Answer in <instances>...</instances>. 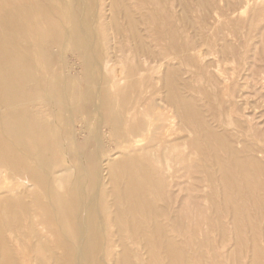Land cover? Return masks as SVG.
Wrapping results in <instances>:
<instances>
[{"label": "rangeland", "instance_id": "1", "mask_svg": "<svg viewBox=\"0 0 264 264\" xmlns=\"http://www.w3.org/2000/svg\"><path fill=\"white\" fill-rule=\"evenodd\" d=\"M57 1L61 5L63 0H53L54 3ZM134 1L137 6H142V12L146 11L144 17L151 23L152 29L141 30L144 36L147 35L146 40L152 38L163 42L164 36L169 34L171 37L172 60L168 62L167 71L166 63L162 64L160 76L162 84L168 82L172 103L177 106L175 131L168 142L160 146L152 141L153 133L141 134L135 141L136 161H122L112 172L97 204L110 222L108 231L114 242H106L98 233L96 257L88 264H264V0H125V6L134 10ZM109 5L110 0L100 4L102 27L109 20L113 25L110 30L102 28L103 51L90 28L88 35H84L95 58L107 55L108 62L117 65L130 50V31L123 25L122 17L117 16V8L112 13ZM25 10L34 13V20L25 22V33L17 34L16 39L27 44L36 71L34 76L54 75L60 81L64 79L62 71L65 67L75 75L63 85L69 93L65 100L74 108V127L81 130L75 133L79 140L87 133L86 129L80 128V123L86 119L87 100L81 95L86 85L80 76L82 49L63 38L70 29L66 10L63 5L60 11L44 7L41 0H0V16L6 19L14 17L25 21ZM4 30L0 24V31ZM50 38L62 42L63 47L57 48L54 43L47 48L41 47ZM196 48L202 49L207 58V67H200L198 71L193 64L197 61ZM1 51L11 49L7 46L0 49V54ZM215 59L221 62L223 76L228 77L225 88H222V75L206 73V70L212 72ZM97 74L95 70L90 71L93 79ZM89 87L93 89L91 85ZM19 102L15 105L25 103ZM38 102L34 105H39ZM0 105V123H4L10 119L7 115L11 105L6 101H0ZM44 108L42 106L36 125L40 126L38 123L44 121L45 127H51L55 134L53 141L46 140L50 149L53 145L60 146L59 151L50 154L56 161L55 166L71 163L67 158L72 148L62 144L65 131L57 123L59 117L46 115ZM31 123L30 116L23 120L26 126ZM86 124L90 129L95 127L92 119H86ZM5 138V141L9 140ZM90 141L84 147L87 150L93 146ZM157 153L159 162L153 159ZM163 156L168 158L167 167ZM79 161L80 157H76L73 164L77 165ZM74 170L73 167L68 172L61 169L59 181L54 185L60 190L65 189L73 182ZM126 170H130L132 178L126 179ZM112 182L117 184L113 186ZM125 184L126 187L135 186L137 192L123 202L121 194ZM10 185L11 181H7L0 188V235L3 237H9L10 230L17 235L23 234L26 231L23 225L25 211L46 202L39 185L32 181L17 190H11ZM79 186L85 193L89 191L85 179H80ZM22 191L25 208L19 205L10 211L7 208L10 197ZM107 192L109 195L106 196ZM142 201L154 204L148 209L142 207ZM128 205H137L135 210L138 211L126 213ZM12 212L18 213L23 226L14 224ZM137 222L141 225L131 229ZM7 224H10V230ZM133 232L141 236L140 242L131 240ZM46 236L52 239L49 233ZM8 245L10 243L5 242L7 249ZM25 245L30 258L42 257L40 246ZM13 251H10L13 257L21 255Z\"/></svg>", "mask_w": 264, "mask_h": 264}, {"label": "bare ground", "instance_id": "2", "mask_svg": "<svg viewBox=\"0 0 264 264\" xmlns=\"http://www.w3.org/2000/svg\"><path fill=\"white\" fill-rule=\"evenodd\" d=\"M41 1L44 7L58 8V11H60L63 5L66 10V21L70 23V29L66 30L63 38L64 40L69 39L74 45L82 49L80 76L85 81L86 90L81 95L83 99L87 100L84 114L86 119L89 118L94 121L95 127L88 128L86 119L83 120L80 123V128L86 129L87 133L76 140L75 133H80L81 130L74 127L72 118L74 108L65 100L69 98V93L63 85V83L66 84L75 78L74 73L65 67L62 71L64 79L60 81L54 75L44 77L43 74H35L34 76L33 73L36 71L29 56L30 51L25 46L27 44L16 39L17 34L25 33V22L28 23L29 21L30 23L34 20V13L25 10V21H18L14 17L6 19L0 16V24L5 29L0 31V49L7 48V46L11 49L9 52L1 51L0 54V101H6L7 104L11 105L9 106L11 110L8 111L9 115H7L10 119L8 118L6 122L0 123V188L7 181H11V190H17L19 186L32 181L33 184L39 185L41 194L46 199L44 204L42 203L32 210L25 211L23 218V225L26 227L25 233L23 232L21 235L12 233L10 224H7V229L10 230L11 234L9 237H3V234L0 235V264H8V262L9 264H60L63 261H66L67 264H88V262L94 261L96 257L95 243L98 233L103 235L106 242H114L111 233L108 231L110 222L106 220L104 210H99L97 204V198L104 185L111 179L112 172L119 167L122 161H133L137 158L136 153L138 151L135 150V141L141 134L153 133L152 141L156 146H160L166 144L175 131L174 112L177 110V106L172 103L168 82L164 81L162 84L160 76L162 64L166 63L167 71L169 69L168 62L172 60L170 56L171 37L169 38V34L164 36L163 42L153 41L152 38L146 40L148 37L147 35L144 36L141 30L149 31L152 28L150 20L144 17L146 11L142 12V6H137L134 1L132 6L135 5L136 7L131 10L130 7L125 6V0H110L109 11L113 13V10L117 8V16L122 17L123 25L130 31V50L124 58L121 57L117 65H114L108 62L107 55L95 58L90 53L92 49H90L88 40L85 37V35H88L90 28L99 48L103 51L100 37L102 28L106 30L113 29L110 20L102 27L99 12L103 0H63L61 5L58 1L56 3L53 0ZM53 43L57 48L63 47L62 42L55 40V38H50V41L47 40L41 47L47 48L54 45ZM71 50H73V47ZM195 55L197 61L195 63L193 61V64L197 69L196 71L201 70L200 67H207V58L203 50L196 48ZM212 65L213 70L212 72L206 70L207 75L217 74L223 76L221 62L217 59ZM92 70L98 73L95 79L90 76ZM199 72L202 73L203 71ZM76 75H78L77 72ZM226 82H228V77L223 76L222 88L227 86L228 83ZM90 85L93 89L89 87ZM111 100L112 103H110ZM17 101H24L25 103L18 106L15 105V103H18ZM35 101H39L40 104L35 106ZM42 106L45 107L46 115L59 117L57 123L65 131L62 144L71 145L72 148V153L67 158L71 163L55 166L56 161L50 154L52 151H59L60 146L53 145L50 149L46 142L48 138L53 141L55 134L52 132L51 127H45L46 123L44 121L38 123L40 126L36 125V121L40 117L39 114L42 112ZM28 116H30L32 123L26 126L23 124V120ZM48 125L50 126L49 123H47ZM5 137H8L9 140L5 141ZM90 140H92L93 146L87 150L84 147L85 145L87 147L89 142L91 143ZM159 156L157 153L153 159L159 162ZM76 157H80L81 160L77 165L73 164ZM163 158L165 166H169L168 158L166 156H163ZM72 167L75 168L73 182L65 189L60 190L54 183L59 181L61 169L68 172ZM125 176L126 179L132 178L130 170L125 171ZM143 176H145L144 173ZM80 179H85L89 185L90 188L87 193L80 188ZM119 181H117L118 185L121 184V182L119 184ZM113 182V186L117 184ZM134 187H126L125 184L121 194L124 198L123 202L127 201V197L135 196L136 190ZM143 187L142 190H144ZM145 191L147 192V190ZM146 192L143 191L145 196L147 195ZM22 194L23 191L10 197L7 203V208L10 211L19 205L25 208ZM107 194L108 192L106 196ZM150 203H144L142 207L149 209L154 204L150 205ZM118 205L120 206V204ZM137 205H128L125 212L129 213L135 210L138 207ZM12 216V221L17 227L23 226L18 213L15 212ZM140 225L141 223L138 222L133 223L131 229ZM120 228L122 229V227ZM140 231L142 230L140 229ZM46 233L52 235L51 240L46 236ZM21 236L26 240H23ZM130 237L132 241L137 243L141 240V236H136L134 232ZM118 238L120 239V235H118ZM5 242L10 243L8 249ZM25 243L40 246L43 251L42 257L30 258ZM54 249L58 251L56 252ZM11 250H14V253H21V255L13 257L10 254Z\"/></svg>", "mask_w": 264, "mask_h": 264}]
</instances>
